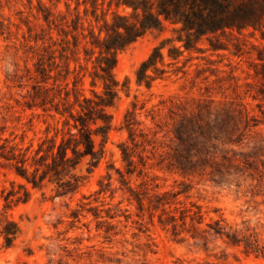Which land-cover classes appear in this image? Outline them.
<instances>
[{
    "label": "rangeland",
    "instance_id": "1",
    "mask_svg": "<svg viewBox=\"0 0 264 264\" xmlns=\"http://www.w3.org/2000/svg\"><path fill=\"white\" fill-rule=\"evenodd\" d=\"M77 1L0 0V264H264V16L176 58L168 48L186 34L167 21L118 51L107 132L89 122L98 157L54 168L62 140L78 136L73 92L102 90L98 50L86 55L80 34L97 30L92 12L79 8L69 72L64 34L43 19L47 7L72 29ZM99 1L110 18L113 0ZM162 43L155 78L138 82Z\"/></svg>",
    "mask_w": 264,
    "mask_h": 264
},
{
    "label": "trees",
    "instance_id": "2",
    "mask_svg": "<svg viewBox=\"0 0 264 264\" xmlns=\"http://www.w3.org/2000/svg\"><path fill=\"white\" fill-rule=\"evenodd\" d=\"M88 2H90V7ZM103 3L104 1L100 2L99 0H78L75 7L74 24H72L73 30L60 29L58 23H56L54 13L47 7L41 9L45 23L50 27L54 26L59 34L60 30L64 34L62 40H64L65 45H62L60 58L65 59L67 72H69V61H67L69 56L66 51H70L74 55L82 42L78 32L74 33L83 26L79 8L83 5L86 13L89 10L92 12L98 22L97 30L90 29L88 34L83 31L80 34L86 40V43L90 44V48L84 47L86 55L91 51L98 50L95 64V67H97L96 76L102 84L100 94L92 91L94 97L82 95L81 99L77 90L73 92L74 100L71 104L73 107L78 105L81 113L78 118H75L72 112L69 114L75 120L73 125L78 131V136L63 139L58 146V156L53 153L51 155L52 162H47V166L58 168L59 165L69 163L76 157L84 155H90L93 158L98 157L89 122L91 120L103 121L101 132L102 134L107 132L108 121L103 109L111 106L118 97L119 81L114 77L113 68L117 62V52L124 49L128 44L142 37L149 30L161 29L167 21L179 25L180 29L186 34L185 37H178V40L182 42L180 46L173 45L168 48V55L176 58L184 50L194 48L202 35L215 33L219 30L256 27L259 23L263 24L264 16V0H113L110 1L109 6L114 4L116 9L112 10L110 18L107 13H103L101 16L97 13L99 6ZM120 7L123 9L130 8V11L120 12ZM67 10L70 11L69 5H67ZM69 34L72 35V40L68 38ZM163 47V43L157 45L148 58L141 63L136 71L138 82H148L155 78L148 71L149 69L158 70V61L164 62ZM54 51L51 50L50 52L54 53ZM48 89V87H45L42 91L45 92ZM69 94L68 90L66 93L67 98ZM54 108L62 115L66 112V110H62L57 106ZM69 150L72 151V155H69ZM25 170V168H20L18 172L27 180L37 184L40 177L31 179L26 175Z\"/></svg>",
    "mask_w": 264,
    "mask_h": 264
}]
</instances>
